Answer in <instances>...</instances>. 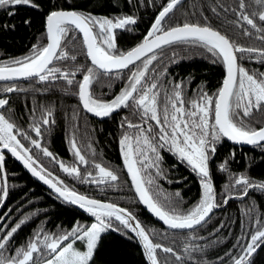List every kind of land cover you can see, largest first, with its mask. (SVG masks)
<instances>
[{
	"label": "trees",
	"instance_id": "1",
	"mask_svg": "<svg viewBox=\"0 0 264 264\" xmlns=\"http://www.w3.org/2000/svg\"><path fill=\"white\" fill-rule=\"evenodd\" d=\"M173 1L0 0V68L24 65L44 51L45 23L53 12L72 11L83 17L93 27L97 46L116 57L137 46ZM263 9L264 0H186L155 33L182 26L216 31L230 42L238 70L264 84V21L259 18ZM99 23L119 26L114 45ZM60 34L59 52L41 76L0 84V101H7L0 115L30 164L66 192L129 213L157 264H264V144L240 148L218 133L213 115L224 80L218 52L201 41H179L125 71L103 74L90 65L74 28L63 26ZM87 76L90 102L108 103L133 90L136 98L151 101L157 121L168 127L169 135L185 125L207 131L206 176L178 158L168 141L163 147L147 130L133 128L139 114L117 111L93 119L84 113L79 87ZM237 83L228 118L234 129L248 134L264 125V101L255 104L245 98ZM135 105L133 100L125 108ZM121 142L130 145L132 165L146 194L171 220L191 218L200 203L201 181L208 180L216 207L208 220L186 231L169 230L155 221L134 194ZM51 157L68 168L77 167L79 175L61 174ZM2 159L8 194L0 211V264L17 262L32 244L37 251L29 264L43 263L54 255L48 249L51 242L63 237L75 240L96 222L87 211L90 207L77 208L59 199L10 156ZM3 190L0 171V203ZM119 217L103 218L106 232L86 264H151L138 234L125 217ZM66 244L65 240L61 247ZM74 244L84 250L78 239Z\"/></svg>",
	"mask_w": 264,
	"mask_h": 264
},
{
	"label": "water",
	"instance_id": "2",
	"mask_svg": "<svg viewBox=\"0 0 264 264\" xmlns=\"http://www.w3.org/2000/svg\"><path fill=\"white\" fill-rule=\"evenodd\" d=\"M186 0H174L171 2L155 19L147 32L144 39L134 48L126 53L110 57L105 55L101 57L97 51L100 50L97 46L95 36L93 33V27H91L83 17L72 11H56L51 13L45 23V33L47 44L44 51L34 60L16 67H4L0 68V84L17 83L23 80L34 79L41 76L53 63L55 57L59 52L60 31L63 26H69L76 30L80 35L83 45L86 51L87 59L90 65L100 73H117L125 71L155 51L185 40H197L206 43L210 47L214 48L221 56L224 66V80L219 90L215 101L214 108V123L220 136L233 146L240 148L256 147L264 144V125L258 130L245 134L241 132V135L235 133L234 128L229 122L228 107L231 96L233 94L235 84L238 77V64L235 57V52L230 42L220 33L211 29L199 26H182L172 28L160 33H155L159 24L164 18L176 7L185 2ZM260 20L264 21V10L259 16ZM121 24V23H120ZM102 33H105V29L99 25ZM119 26L113 27L109 24L106 31L114 45V30H118ZM101 51V50H100ZM103 53V52H102ZM89 83L90 78L85 77L79 87V99L80 105L84 113L89 115L93 119H102L108 115L114 113L115 108L97 109L89 102ZM142 103H140L141 105ZM4 107V104L0 106V110ZM73 149L78 159H82L81 154L73 145ZM2 153L8 154L12 159L20 165V167L31 176L36 182L42 185L45 189L53 193L59 199L68 201L71 205L80 208L81 206L104 209L118 213L125 217L132 227L134 233L137 235L138 229L135 225L133 217L125 210L118 208L112 204L104 203L89 199L75 193H69L60 189L55 183L41 175L34 166L15 148L8 147L6 145L0 146V171L3 180V197L0 203V211L3 208L7 199V183L4 172ZM52 161L57 166L59 172L65 175H79L77 167L68 168L61 164L59 161H55L51 157ZM200 174L205 175L204 172L198 170ZM127 175L133 187L134 194L140 203L141 207L158 223L163 227L173 231H186L197 228L208 220L213 210L216 207L210 204L197 216L185 220H171L169 219L148 197L146 194L136 169L133 165L131 168H126ZM101 177H107L103 171H99ZM74 237H63L59 241H53L48 245V249L52 253H57L61 249V244L66 240L70 242ZM139 243L144 248L140 238ZM145 249V248H144ZM37 251L35 244H32L30 249L23 255V257L17 262H7L5 264H29L32 260L33 254Z\"/></svg>",
	"mask_w": 264,
	"mask_h": 264
},
{
	"label": "rangeland",
	"instance_id": "3",
	"mask_svg": "<svg viewBox=\"0 0 264 264\" xmlns=\"http://www.w3.org/2000/svg\"><path fill=\"white\" fill-rule=\"evenodd\" d=\"M104 29L109 25L108 23L102 24ZM100 49V48H99ZM101 50V49H100ZM103 51L101 50V53ZM104 57L106 54L102 53ZM105 54V55H104ZM108 56V55H107ZM238 91L244 92L245 98L252 99L253 103H259L264 101V84L257 82L244 73L243 70H238ZM243 90V91H242ZM92 104L98 105V103L91 101ZM211 134V133H210ZM208 132L202 131L195 126L185 125L183 128L175 129L168 137V146L171 151L180 159L184 160L190 166L197 170H200L206 174L208 170V161L210 155L207 152L208 149ZM0 141L3 145L13 144V133L11 126L0 115ZM122 156L127 168H131L132 165V151L130 145L125 142H121ZM212 204V195L210 193V184L208 180L201 181V198L198 207L191 213V218L197 216L206 207ZM87 211L96 218V222L83 232L78 238L67 243L56 254H54L49 260L40 264H86L91 258L93 249L100 237V235L106 232L105 227L102 224V220L105 217L120 218L118 213L104 210L88 208ZM138 229V228H137ZM143 246L145 247L151 264H157L152 256V248L142 231L137 232ZM79 240L84 245V250L80 251L74 244V241Z\"/></svg>",
	"mask_w": 264,
	"mask_h": 264
},
{
	"label": "flooded vegetation",
	"instance_id": "4",
	"mask_svg": "<svg viewBox=\"0 0 264 264\" xmlns=\"http://www.w3.org/2000/svg\"><path fill=\"white\" fill-rule=\"evenodd\" d=\"M106 33H107V31L105 30L104 34H106ZM11 92H13V91L12 90L7 91V94H9ZM136 96L137 95L133 92V90H129L123 96L119 97L118 99L111 101V102H108V103L99 104V106L92 104L90 101L89 102L92 106H94L97 109L115 108L113 114H115L117 111H122V113H123V111H126V113H128L129 115H133V116H136V114H139L140 116L137 117L138 124L134 125L133 128L139 127L140 130H143V131L147 130V133L149 135H152V137H154V138L157 137V139H159L160 145H162L163 147H167L168 137L170 136L168 134V127L166 125L162 126L157 121V117H156L154 109L152 108L151 101H149L146 97L136 98ZM133 100H134L136 105L130 106L127 110L125 108V106L128 104V102H131ZM140 103H142V104L140 105ZM3 104H4L3 108H5L7 106V101H3V102L0 101V106ZM1 110H0V112H1ZM113 114L108 115L102 119L108 118V117L112 116ZM124 144H125V142H123V145ZM1 145H3V144H1V142H0V146ZM6 146L11 147V148H15L22 155L26 154L24 151H20L18 149L17 144H16L15 139H14V136H13V144L6 145ZM3 155H8V154L2 153L1 157H3Z\"/></svg>",
	"mask_w": 264,
	"mask_h": 264
},
{
	"label": "bare ground",
	"instance_id": "5",
	"mask_svg": "<svg viewBox=\"0 0 264 264\" xmlns=\"http://www.w3.org/2000/svg\"><path fill=\"white\" fill-rule=\"evenodd\" d=\"M97 53H98L99 56H103V54L101 53L100 50H98ZM234 130H235V133H236L237 135H241V132H240V131H237L236 129H234Z\"/></svg>",
	"mask_w": 264,
	"mask_h": 264
}]
</instances>
